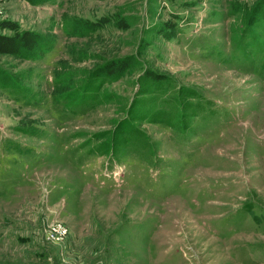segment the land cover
I'll return each mask as SVG.
<instances>
[{
    "label": "rangeland",
    "instance_id": "rangeland-1",
    "mask_svg": "<svg viewBox=\"0 0 264 264\" xmlns=\"http://www.w3.org/2000/svg\"><path fill=\"white\" fill-rule=\"evenodd\" d=\"M0 264H264V0H0Z\"/></svg>",
    "mask_w": 264,
    "mask_h": 264
},
{
    "label": "trees",
    "instance_id": "trees-1",
    "mask_svg": "<svg viewBox=\"0 0 264 264\" xmlns=\"http://www.w3.org/2000/svg\"><path fill=\"white\" fill-rule=\"evenodd\" d=\"M117 62H118L117 60H113L111 62L106 63V65H104L103 67L100 68L101 73H103L102 70L105 69L107 66L109 68V67L113 66V64H117ZM101 75H103V74H97L90 81H87L85 84H83L82 87L79 88L82 90L80 95L89 93V95H91V97L94 99L93 101H95V99H97V97H99V85H98V82H96V81H97L98 77H101ZM77 91H76V93H77Z\"/></svg>",
    "mask_w": 264,
    "mask_h": 264
},
{
    "label": "built area",
    "instance_id": "built-area-1",
    "mask_svg": "<svg viewBox=\"0 0 264 264\" xmlns=\"http://www.w3.org/2000/svg\"><path fill=\"white\" fill-rule=\"evenodd\" d=\"M65 228L60 224H51L48 227V235L50 238L57 239L64 235Z\"/></svg>",
    "mask_w": 264,
    "mask_h": 264
}]
</instances>
